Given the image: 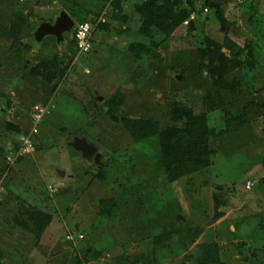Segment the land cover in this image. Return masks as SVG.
<instances>
[{
	"label": "rangeland",
	"instance_id": "374dc122",
	"mask_svg": "<svg viewBox=\"0 0 264 264\" xmlns=\"http://www.w3.org/2000/svg\"><path fill=\"white\" fill-rule=\"evenodd\" d=\"M143 1L114 9V0H0V264H264V0H227L223 25L214 8L197 13L191 29L180 26L137 60L127 47L141 41L135 6ZM83 7L109 24L91 32L87 53H73L74 30L67 42L33 39L42 23ZM207 38L229 39L244 62L225 78L240 82L236 92L219 89L211 111L198 55ZM36 68L65 71L49 81ZM35 106L45 112L36 122ZM174 108L205 112L215 135L210 165L172 182L164 169L178 152L162 153L157 136L136 142L123 121L153 120L161 131L178 125ZM74 136L104 158L101 181L68 146ZM112 202L113 214L102 217ZM28 212L51 216L38 236L16 220Z\"/></svg>",
	"mask_w": 264,
	"mask_h": 264
},
{
	"label": "trees",
	"instance_id": "16d2710c",
	"mask_svg": "<svg viewBox=\"0 0 264 264\" xmlns=\"http://www.w3.org/2000/svg\"><path fill=\"white\" fill-rule=\"evenodd\" d=\"M114 1H116L114 9H118L124 0ZM211 2L218 4V7H212L210 5ZM226 2L227 0H204L203 4L198 6L193 0H144L141 4L135 6V12L139 19L138 33L141 36V41L130 43L127 50L137 60L143 55L148 56L153 54V50L169 39L176 29L183 26V22L191 14L196 15L197 13H201L205 8L208 10L214 8L217 12V17L220 23L223 25L225 22L224 17L221 14V8ZM97 8H101L100 11L103 10L100 3H96V9ZM69 9L72 14L70 15L71 18L73 19L81 16L82 19L79 23L88 22L91 24L93 27L92 32H104L109 29V24L107 22H96V20H94L96 15L90 17L95 10L94 8L83 7L82 11L79 12L74 9L72 10L71 8ZM114 17L116 18V15H114ZM53 22L51 21L50 23ZM76 25L74 23V35L76 32ZM192 25L193 22L189 26L190 29ZM14 28H17L18 32H20V26L18 24H16ZM68 32L63 35L62 42H65V40L67 42L65 35L68 34ZM31 35L34 39V33ZM8 36L16 38L15 30H10ZM16 43H19V41H16L13 44ZM55 44L58 45L57 43ZM71 45L73 53H76L78 48L75 36H73L71 40ZM26 47L29 48L28 45ZM236 48L237 46L229 39H225L223 44H219L207 38L204 47L199 49L198 55L200 57V67L206 73L205 82L210 85L203 97V102L207 109L206 111H211L219 106V89H226L229 92L235 93L240 85V82L231 83L225 79L234 69L240 68L244 65V62L239 58L240 55L236 53ZM246 48L248 55H250L248 62L251 64L252 49L249 44L245 46V49ZM223 49L230 51L232 56L228 58L223 53ZM239 50L240 52L243 51L241 49ZM39 67L41 66L38 65V68ZM58 67L59 65L57 63V66H54V69L58 70ZM45 69L46 68H44V70ZM44 70L42 72L36 68V70L32 69L31 72L36 74L39 73L44 76ZM46 70L49 75L47 74L48 76L46 75L45 77L49 81L55 75L62 76L65 71V69H62L57 74V72L51 73V71H49L51 68ZM171 119L175 122L174 124L178 125L167 126L161 131L158 123L153 120H124L123 126L126 129L127 134L136 142L157 136L162 153L167 151L178 152L177 158L165 166L164 169L168 179L174 182L210 165V152L208 151L207 144L209 137L215 135V131L210 129L207 125V116L205 112L196 116L189 110L174 108L171 111ZM231 122L232 121L229 120L226 121V128L220 131V134L229 129ZM96 178L99 179V181L102 180L101 171L96 174ZM259 182V187L264 192V177ZM108 205H110L111 208L102 211V217L104 218L111 216L116 206L113 202ZM27 215V220L23 221L20 218H16V220L22 227L24 226V228L32 231L36 236L46 228L51 219V216L49 215H40L33 212H28Z\"/></svg>",
	"mask_w": 264,
	"mask_h": 264
},
{
	"label": "water",
	"instance_id": "95a60500",
	"mask_svg": "<svg viewBox=\"0 0 264 264\" xmlns=\"http://www.w3.org/2000/svg\"><path fill=\"white\" fill-rule=\"evenodd\" d=\"M212 7L217 8L218 4L211 2ZM74 26V21L65 13L61 12L60 15L54 20L53 23L45 22L42 23L35 32V38L40 41L45 36H54L58 42L63 39V35L70 31ZM74 151L79 152L83 159L91 161L96 154L97 148L94 145L88 144L86 138H74L68 143ZM98 155V154H97ZM55 172L61 178L65 177L67 173L65 170L55 168ZM71 193V188L63 189L59 195H65ZM179 220V217L177 218Z\"/></svg>",
	"mask_w": 264,
	"mask_h": 264
},
{
	"label": "built area",
	"instance_id": "2783aa9c",
	"mask_svg": "<svg viewBox=\"0 0 264 264\" xmlns=\"http://www.w3.org/2000/svg\"><path fill=\"white\" fill-rule=\"evenodd\" d=\"M208 12H209V10L207 8H205L203 10V13H205V14H207ZM195 18H196V15L191 14L183 22V27H189L190 24L195 20ZM102 21H103V19H102ZM92 31H93V27L88 22L78 23L76 25V32H75L74 36L76 39L77 48H78L79 53H87L91 49L90 34ZM34 108H35V116L33 119L36 122V121H39L43 117L45 112L43 111V109L40 106H35ZM33 132L35 133L36 129H34ZM23 141H24V146H23L22 150L24 151V153L30 152L29 149H32V147H33L31 144V139L29 137H25V138H23ZM25 146H26V149H25Z\"/></svg>",
	"mask_w": 264,
	"mask_h": 264
},
{
	"label": "flooded vegetation",
	"instance_id": "af4514ba",
	"mask_svg": "<svg viewBox=\"0 0 264 264\" xmlns=\"http://www.w3.org/2000/svg\"><path fill=\"white\" fill-rule=\"evenodd\" d=\"M74 27V26H73ZM74 28H72L71 30H73ZM71 30H70V32H71ZM70 32H68V33H70ZM34 38H35V32H34ZM45 38V37H44ZM44 38H42V40L44 39ZM53 38H55L54 36H53ZM56 39V38H55ZM70 136V135H69ZM76 136H74L72 139H74ZM82 137H84V136H78V137H76V138H82ZM70 138V137H69ZM84 138H86V137H84ZM71 142V141H70ZM70 142H68V143H70ZM88 142V141H87ZM88 144H91L92 145V143H90V142H88ZM71 148V147H70ZM97 152H98V150L96 151V154H95V157L91 160L92 161V166H91V173L92 174H96L97 172H98V170L102 167V165L104 164V158L102 157V155L101 154H98L97 155ZM80 154V153H79ZM81 155V154H80ZM55 170V169H54ZM66 176H68V177H70L71 175H68V174H66ZM72 177V176H71Z\"/></svg>",
	"mask_w": 264,
	"mask_h": 264
}]
</instances>
